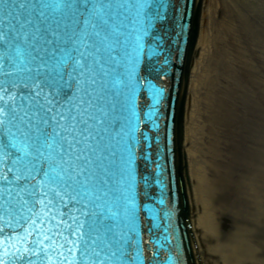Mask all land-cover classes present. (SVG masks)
<instances>
[{
	"label": "water",
	"instance_id": "obj_1",
	"mask_svg": "<svg viewBox=\"0 0 264 264\" xmlns=\"http://www.w3.org/2000/svg\"><path fill=\"white\" fill-rule=\"evenodd\" d=\"M204 9L0 0V264H208L189 137Z\"/></svg>",
	"mask_w": 264,
	"mask_h": 264
},
{
	"label": "rangeland",
	"instance_id": "obj_2",
	"mask_svg": "<svg viewBox=\"0 0 264 264\" xmlns=\"http://www.w3.org/2000/svg\"><path fill=\"white\" fill-rule=\"evenodd\" d=\"M236 43L237 41L220 34L218 23L214 22L209 26L207 18L203 22L189 105V137L191 149L194 130L190 117L192 113L197 114L203 107L208 108V113L211 108L212 141L207 140L202 150H207L210 155L208 160L225 171L218 174L222 195L216 194L213 187L210 188V196H215L217 205L215 212L219 213L220 210L223 216L220 219L219 231L214 237L217 236L216 239L205 240L203 236L201 237L206 249L208 244H215L222 248L223 254L226 253L233 260L239 257L242 264H250L248 250L245 248L248 243L253 242L250 239H247L248 242L237 239L239 227L244 232L248 230L247 234L258 233L261 239L264 238V233L260 232L264 229V225L255 220L257 212L262 210H259V206L255 203L257 200L252 195V189L256 188L260 192L259 195L264 196V69L260 67L257 59L260 57L257 56L254 63L255 59L249 50L242 52V55L236 54L235 50L239 49ZM248 61L255 64V67L250 69L247 65ZM199 64L202 65L200 70ZM207 67L212 68V73L207 71L203 73L204 68ZM226 77L227 80L229 79V86L224 88L226 91L224 92L221 86ZM227 93L228 108L225 116L228 122H223L222 113L216 102L222 100L223 95ZM209 95L213 96L210 100L213 102L212 107L206 106ZM202 102L205 104L203 105ZM194 117L196 116L193 115V119ZM198 151L196 150V153ZM190 160L192 199L198 217L200 211L202 212L205 195L202 184L199 183L200 180L202 181L201 173L197 174L195 161L192 157ZM214 181L217 183L216 175ZM214 186L217 191L218 187ZM198 224L201 230L200 223ZM235 232H238L237 237L233 244H229ZM240 243L242 245L238 246ZM232 263L235 261L229 264ZM210 264H216V259L212 257Z\"/></svg>",
	"mask_w": 264,
	"mask_h": 264
},
{
	"label": "bare ground",
	"instance_id": "obj_3",
	"mask_svg": "<svg viewBox=\"0 0 264 264\" xmlns=\"http://www.w3.org/2000/svg\"><path fill=\"white\" fill-rule=\"evenodd\" d=\"M205 6L206 9L204 10H206V18L209 26H212L214 22L218 23L220 34H222V36H226V38L229 37V39L237 41L236 46L239 49L236 48V54L242 55V52L244 53L245 50H249L255 59L254 63L256 62V57H260L257 59L260 62V67L264 69V0H205ZM247 65H249L250 69L251 67H255V64L250 61L247 62ZM201 67L202 65L199 64V70ZM206 71L212 73V68H204L203 73ZM203 76H205V74H203ZM228 86L229 79L227 80L226 77L223 86H221L222 90L226 92L224 88ZM212 99V95L207 97L206 106L208 105L209 107H212L213 102H210ZM215 101L216 100L214 99V105ZM202 103L203 105L205 104L204 102ZM216 105L220 108L222 113V121L228 122L225 116L228 108V93L224 94L222 100L217 101ZM207 111L208 108L203 107V109L201 108L197 114L192 113V116L190 117L192 119V128L194 130L191 139L192 147L190 152H192L190 153V158L192 157L195 161L197 174L198 172L201 173L200 176H202V181L200 180L199 183L202 184V190L205 195L202 201V212L200 211L197 217L201 226L200 233L205 240H213L217 238V236L216 238L214 237L219 231V223L223 215L220 213V210L219 213L215 212L217 205L214 200L215 196H210V188L213 187V191L216 192V194L219 193L222 195V186L221 182H218V174L220 172L225 173V171L224 169L221 170L218 165L215 166L211 160H208L210 155H208L207 150H202V146H204V143L207 140L212 141L211 130L213 129V124L211 122L212 119H210L211 108H209V113ZM219 112L216 113L217 116ZM193 115L196 116L194 119ZM228 117L230 116L228 115ZM207 149H209V147ZM196 150L199 151L196 153ZM191 154L193 156H191ZM215 175L218 184L214 181ZM214 185L218 187L217 191ZM259 193L258 189H252V195L257 200L255 203L259 206V210H262L261 212H257L255 220L264 225V196L259 195ZM239 231L237 241L241 240L242 242H248L247 239H250L253 242L248 243L249 245H246L245 248L248 250V262L250 264H264V238L261 239L258 233H251V235L250 233L247 234L246 232L248 230L244 232L240 227ZM260 232L264 233V229ZM237 233L238 232H235L230 238L229 244H233L235 238L237 237ZM241 245V243L238 244V246ZM251 252H253V254ZM205 253L208 264H210V259H212V257L216 259V264H229L233 261H235V263L232 264H242V260L239 259V257L233 260L231 256H228L226 253L223 254L224 251L222 248L215 244H208V248L205 249Z\"/></svg>",
	"mask_w": 264,
	"mask_h": 264
}]
</instances>
